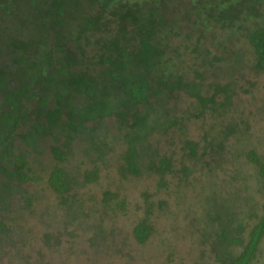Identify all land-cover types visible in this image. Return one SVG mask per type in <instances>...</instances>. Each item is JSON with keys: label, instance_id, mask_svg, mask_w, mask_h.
<instances>
[{"label": "trees", "instance_id": "1", "mask_svg": "<svg viewBox=\"0 0 264 264\" xmlns=\"http://www.w3.org/2000/svg\"><path fill=\"white\" fill-rule=\"evenodd\" d=\"M241 63L264 73V0H0V264L28 248L13 224L46 191L65 206L63 220L46 216V250L86 236L94 264L102 243L111 248L130 196L108 187L86 204L79 190L99 185V163L116 147L120 183L152 181L136 203V244L158 235L172 186L186 200L197 184L204 196L186 207L197 244L214 264H264V200L219 178L250 163L264 194V140L234 115L237 83L222 82ZM195 120L200 140L189 133ZM74 149L90 167L70 165ZM248 176L232 179L248 192ZM37 182L42 195L31 192Z\"/></svg>", "mask_w": 264, "mask_h": 264}, {"label": "rangeland", "instance_id": "2", "mask_svg": "<svg viewBox=\"0 0 264 264\" xmlns=\"http://www.w3.org/2000/svg\"><path fill=\"white\" fill-rule=\"evenodd\" d=\"M234 64V63H233ZM243 64V63H241ZM235 72V73H234ZM233 74H228L226 79H222V82L234 81L237 85L234 87L235 95L233 97V106L236 109L234 115L238 118L249 119L253 137L264 140V73L256 74L250 70L248 65L243 64L238 71H234ZM187 100V99H186ZM190 99L187 101L189 102ZM187 104H184V106ZM211 120V119H210ZM209 120L205 124L208 125ZM201 122L195 120L190 124L189 133L194 139H201ZM76 153V154H75ZM119 153V149L116 147L110 150L107 155V161L105 164H101L102 172L101 179L98 181V186H88L83 189L80 188L79 193L82 199L86 198V204L91 202L87 201L89 196L94 198L99 197L101 190L108 187H121L130 196V211L123 218L119 217L118 229L120 230L114 235V241L111 244L102 243L96 263L94 264H214V258L209 255L208 252H204L203 248L197 244V236L190 232V217L187 215L186 207L192 203H196L199 199H202L204 194L199 186L191 187L187 192L188 198L185 200H178L175 197L174 186L171 187V191H167L164 195L166 198V205L163 208L156 210L155 226L158 230V235L151 239L146 245H138L133 239H131V230L134 222L141 214L140 211H136L137 205L143 206L144 199L140 196L146 188L152 191V181L148 178L137 179L131 177L124 183H120L116 168V160ZM74 154L70 158V165L73 167L79 166L81 171L90 167L88 159L81 157L79 150L74 149ZM81 158L85 160V164H81ZM245 161V160H244ZM245 164L230 163L227 165V172L221 173L219 178H222L228 185L229 189L237 188L239 195L248 196L249 194H255V197L264 200V194L258 191L260 184L253 180V176H248L253 172L254 168ZM240 166V167H239ZM239 169L242 174L247 175L246 181L251 185L250 190L245 192L241 186H245L244 183L240 184L237 180L232 179L235 170ZM44 183L37 182L31 186V192L35 194H44L42 191ZM249 193V194H248ZM226 196L225 192L223 194ZM48 196V199H46ZM46 196L39 200L38 204L34 205L31 212L25 211L24 215L15 220L14 227L21 228L18 236L14 241L20 238L31 239L28 243V248L22 250L21 248H13L10 259L14 264H35L37 260L43 259V264H88L92 261V249H90L89 242L86 236H74L64 239L62 238V249L60 252L53 250H46L43 247V241L41 235L44 226L49 222L47 215L52 217L63 218L65 217L64 204H58L57 199L53 197L51 192L46 191ZM163 197V198H164ZM137 200V202H136ZM49 205V207H48ZM193 205V206H195ZM47 206V209H46ZM136 211V212H134ZM14 213V214H13ZM11 214L12 217L17 216L15 212ZM95 220L99 221L98 215L95 216ZM9 224H12L10 220ZM107 222L103 225L108 228ZM40 230V231H39ZM81 236V237H80ZM126 238V241H123ZM12 241V242H14ZM12 242L10 245L12 246ZM264 246V242H263ZM119 250V251H116ZM102 252V253H101ZM203 252V253H202ZM29 254L31 257L29 262H24L22 254ZM97 255V254H96ZM131 258L133 261L129 260ZM130 261V263H129ZM3 264H8V260ZM93 264V261L91 262Z\"/></svg>", "mask_w": 264, "mask_h": 264}]
</instances>
